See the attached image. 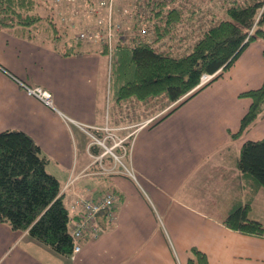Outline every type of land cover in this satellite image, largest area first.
I'll return each instance as SVG.
<instances>
[{
    "label": "crops",
    "instance_id": "0c3cea01",
    "mask_svg": "<svg viewBox=\"0 0 264 264\" xmlns=\"http://www.w3.org/2000/svg\"><path fill=\"white\" fill-rule=\"evenodd\" d=\"M28 35L32 34L16 28L0 31V65L8 73L0 71V132L19 130L29 135L43 153L59 162L58 165L49 162L48 167L62 184L67 181L61 178L65 169L77 167L72 166L76 161L70 157L64 115L75 123L100 127L107 124L119 128L130 123L124 121L128 117L120 114L113 121L108 119V123L87 120L88 114L96 110L98 96L103 107L104 93L99 95L96 85L99 77L106 84L104 56L90 49L64 57L33 39L34 44L27 42ZM263 49L261 40L250 43L209 88L202 89L159 121L169 120L167 126H173L164 132L160 145L147 140L137 144V134L145 129L144 124L135 131V142L129 161L126 160L134 180L124 174L98 177L94 168L89 175L76 179L73 190L93 198L100 196L94 191L98 184L102 188L103 183H111L116 200L112 222L105 223L97 237L86 236L80 243V252L58 255L27 231L13 230L0 223V264H185L191 248L203 252L210 264H264L263 237L246 235L223 224L232 209L247 203L248 217L264 223V213L255 210L256 201L264 197V189L254 188L244 180L236 166L242 144L264 137V117L249 129L247 136L230 137L238 130L250 103L239 95L260 87L263 82ZM26 87L48 91L52 105L27 94ZM195 108L202 113H192ZM203 117L215 126L208 133ZM179 120L181 124H177ZM228 141H236L233 149ZM223 151L231 154L209 160L212 153ZM225 158L233 163L234 179L228 178L231 187L224 185L231 195L229 202L219 206L213 194L222 181L218 178L219 168ZM91 162L79 166L76 174ZM104 163L106 168L114 166L107 159ZM115 168L122 170L123 165ZM199 174H207L212 187L216 185L206 197L191 188L195 186L192 178ZM244 194L248 198L253 196L252 200Z\"/></svg>",
    "mask_w": 264,
    "mask_h": 264
},
{
    "label": "trees",
    "instance_id": "16d2710c",
    "mask_svg": "<svg viewBox=\"0 0 264 264\" xmlns=\"http://www.w3.org/2000/svg\"><path fill=\"white\" fill-rule=\"evenodd\" d=\"M197 2L199 0L121 1L120 9L115 8V11L122 30L111 53L106 45H96L75 36L79 29L74 28L93 27L83 3L72 7L84 17L74 22L73 28L63 17V6H56L59 3L51 5V0H0V31L16 28L30 33V39H37V43L64 57L90 49L108 56L110 70H115L122 80L116 91L118 105H126L129 99L147 102L163 94L166 95V104H173L156 120L157 123L221 77L250 43L264 42V0H214L208 7ZM215 7L221 8L226 17L208 10ZM41 11H46L47 15L43 16ZM125 16L130 20L126 21ZM184 20L198 25L187 30L188 33L202 30L200 37L186 48L182 43L183 33L180 31V38L175 35ZM142 28L147 29L146 34H140ZM188 49L189 52H184ZM203 74L214 76L195 89ZM239 96L248 98L250 103L231 138L241 136L264 117V79L260 87ZM94 152L99 153L97 149ZM48 163L49 158L23 131L0 132V223L13 230L27 231L56 254L70 256L74 245H80L86 236L94 235L85 231L80 237H74L72 225L80 219V212L75 215L65 205L59 180L46 170ZM236 166L244 180L254 188L264 189V137L242 144ZM103 175L98 174V177H105ZM106 191L113 194V201L94 213L98 227L95 237L103 225H109L115 217V193L102 187V193ZM69 192L82 194L73 188ZM249 208L248 203L235 207L224 218L223 224L243 234L264 238V223L250 219ZM185 264L210 263L203 252L191 248Z\"/></svg>",
    "mask_w": 264,
    "mask_h": 264
},
{
    "label": "rangeland",
    "instance_id": "374dc122",
    "mask_svg": "<svg viewBox=\"0 0 264 264\" xmlns=\"http://www.w3.org/2000/svg\"><path fill=\"white\" fill-rule=\"evenodd\" d=\"M213 1L212 0H199V2H197V3H200L201 6L207 5V7H208V5H210V3ZM51 2H52L51 5L58 4L56 2V0H51ZM59 4L60 5H56V6L65 7L66 10L63 8V17L68 19L69 23L73 26V28L75 27L74 22H78L81 18L84 19V17L80 14V12H76L72 8V6H70V8L68 9L65 6L63 1L59 2ZM205 9H206V7H203V10H205ZM208 10L216 11L218 13V15H222V18L226 17V14L224 13V11L219 7H215L213 9H208ZM41 14L43 16H46L47 12L41 11ZM210 15L211 14H208V16H210ZM55 18H56V16H55ZM94 19L95 18L91 17V18H89V21H91V20L93 21ZM193 24L194 23L189 24L187 21L184 20L182 25H180L178 27L177 33L175 34L178 38H180V31H181V33H183V34H181L184 36L182 43L185 46V48H186V46H189V43L191 44L195 40H197L200 37V35L202 34L201 29L195 30L191 34L188 33L187 30H189V29L193 30L194 28H196L198 26L196 24H194V25ZM188 26H191V27H188ZM74 29H79V30H77V32L75 34V36H77L78 32L80 30H83V27L74 28ZM9 31H11L10 28L3 30V32H9ZM116 40H117V38H116ZM26 41L31 43V44H34V41L32 39L26 40ZM36 41H37V39H35V42ZM115 43H116V41H115ZM189 50L190 49H188L184 52H189ZM101 56H104V58H102V60L105 61L107 64V68H106L107 80H106V84L104 86V84H103L104 80L102 81L101 77H99L97 79L96 91L99 95L101 94V92L104 93V95H103V107L101 108L100 97L98 96L97 102H96V104H97L96 110H95V112H90V114H88L87 120H89L91 123H93L92 120L95 119L97 121L96 122L97 124H99V121H102V123L103 122L108 123V119L113 121L115 116L120 114V115H123V117L124 116L128 117V118H124V121L125 120L128 121L130 123V125H128V126L124 125L125 127H119V128L113 127L112 128L107 124L103 125L102 127H100L101 125L92 126V125L81 124V125H83V128L85 130H87V131H81L80 128L78 127V125L80 123H77V122L75 123V121H72L69 116L64 115L65 117H67V120L65 119L64 122L66 125L65 128H66L68 135H69V140H70V157L72 160L76 161L75 164H73L72 166L77 165V167H73L71 169H69V168L65 169L64 174L61 176L62 180H64V179L67 180L66 181L67 183L70 180H75L76 177L81 172L85 171V169H83L79 174H76V172L80 169V168H78L79 166H81L84 163H87L88 161L90 162L93 160V157L90 154V152L93 151L92 150L93 148L92 149L89 148L91 143H93L95 145V147L97 148L99 153H102L104 151V148H103V145H101V143H103L104 145H106L108 147H111V146L113 147L115 142H118V141L114 140L113 138L116 137V138L120 139L122 141V147L121 148H119V146L115 147L114 152L117 153V155L119 157H120V155L126 156V157H124V158H127V159H125V161H123L124 158L122 159L123 167L125 168V170L132 172V168H130V166L128 167V162L126 163V160L129 161L130 152H131L132 146L135 142V137L133 139V134H135V131L140 126H142L144 124L143 126H146L145 129L142 132H139L137 134V144L140 141L147 140L149 143L160 145L162 140L165 138V136L163 135L164 132L167 129L168 130L173 129L172 125L167 126L169 120H164L162 122L156 123V120L162 114L168 112L173 107V104H166L167 99H166L165 94L159 96L158 98H156L154 100H150L147 102H143V101H140V102L135 101L134 102V101H130V99H129V100H127L128 104H126L124 106L122 105V103L119 104V106H118V102H116V104H117V107H116V104L114 103L117 100L116 91L118 92V89L122 85V80L115 70L113 72L111 70H109V67H108L109 57L106 55H103V54H101ZM101 69H102V67H101ZM99 72H100V70H99ZM101 73L104 74L103 71ZM94 83H95V80L93 82V86H94ZM229 105H231V104H229ZM191 112L192 113H198V114L202 113V111L197 109V108L191 109ZM181 120H179L177 122V124H181ZM201 120L206 127L207 133H208V130H212L213 128H215L214 124H212L211 121H208L207 117H203ZM145 123H147V125ZM119 131H122V132H119ZM249 131L250 130H247L246 132H244L241 135V137L247 136L250 133ZM205 136H208V134L205 133ZM93 137L96 138V140H95L96 144L93 140ZM107 137H109V138H107ZM199 137L200 136H198V138ZM228 143H230V147H231V149H233L236 141H228ZM42 154L46 155L43 152H42ZM230 154L231 153L228 151H223L220 153L215 152V153H212L210 155L209 160L210 161L219 160L217 157L218 155L223 157V156H228ZM46 156H48V155H46ZM51 156H48L51 159V161H49L50 165H58L59 162L52 159ZM97 156H98V153H97ZM108 157L113 159L109 154L105 155L103 158H108ZM48 164L46 166V170L50 174H52V172H50L52 170V168H51V166L48 167ZM115 165L119 166V164H115ZM94 168H96L95 171H97L98 165L94 164ZM210 169L212 170L213 168H210ZM233 169H235V168L233 167V163L232 164L229 163V159H226L224 161L222 160V164L219 168L221 173L219 174L218 178L222 179L223 184H222V181L220 180L218 182V185H217L218 188H217V190H215L216 194L215 193L213 194L215 199L218 198L217 200H218L219 206L221 204L223 205V204L229 202V200H230L231 195H229V193L227 194V191L225 190L224 185H225V183H227L226 187H231V183H230V181H228V178H233V174H232ZM125 170L123 173L127 174L128 171L126 172ZM204 170H205V168H204ZM86 171H91V169L90 170L86 169ZM115 171L120 172L121 169H116V168L111 167V168H107L105 170V172H107L109 175H112V173H114ZM204 173H206V172H204ZM56 175H58V174H56ZM87 175H88V173H86V176ZM125 176H126V178H128L130 180H134L133 177L128 176V174ZM207 177H208L207 174H205V175L199 174L198 176H194L192 178L193 179L192 181H194L195 186H191V188L193 187L192 190L195 191V193H200V194L204 193L205 197L207 196V194H212L214 192L215 187H216V185H214V184H213L214 188L212 187V184L210 181L207 180ZM213 178H214V176H213ZM66 182L62 183V184L60 182L61 190L63 191L62 193H63V195H65L64 203H65V205L67 204V206L71 210V213L75 212V215H78V213L81 209V206L76 205L75 202H73V199L76 197H80V196H78L76 193L72 195L71 192H69V191H71V189L75 185L74 181L67 186H66V184H67ZM103 184L106 188L111 189V185H112L111 183H103ZM242 186H244L243 183H242ZM94 191H95L96 195L101 193L100 188H99V184L95 187ZM244 196H246V194H244ZM250 198L252 200L253 196L252 197L249 196L248 199H250ZM76 206H78V207H76ZM255 210L259 211L260 213H262V212L264 213V197H260L256 201ZM263 213H262V215H263Z\"/></svg>",
    "mask_w": 264,
    "mask_h": 264
},
{
    "label": "built area",
    "instance_id": "2783aa9c",
    "mask_svg": "<svg viewBox=\"0 0 264 264\" xmlns=\"http://www.w3.org/2000/svg\"><path fill=\"white\" fill-rule=\"evenodd\" d=\"M63 1L65 6L69 9L70 6H75L76 4L83 3V8L85 9V13L90 18H95L93 20V27L91 29H83L80 30L77 34V39L91 41L96 45H106L108 47L109 53L112 52L115 41L118 33L122 30V24L118 21V14L115 11L116 9H120L118 6L121 4V1H128V0H56L57 3ZM120 3V4H119ZM130 4V3H129ZM126 14V10H124V15ZM126 21L130 20V17L125 16ZM147 29L142 28L140 30V34H146ZM214 74H203L200 77V83L198 86L208 82ZM26 92L29 95H33L38 99L42 100L45 104L51 105V95L48 91L43 90L41 87H26ZM78 127L82 131H87L83 128V125L79 124ZM112 134V133H111ZM109 138V137H107ZM114 140L118 141L115 142L114 146L108 147L103 145L104 151L100 153L98 156H94L95 163H101V159L109 154L113 159L119 161V156L114 152V148L119 146L122 147V141L116 137L113 138ZM93 140L96 144V138L93 137ZM98 143V142H97ZM99 143V144H100ZM93 144V143H92ZM120 162V161H119ZM102 170H104L102 168ZM131 175V173L129 172ZM74 180H70L67 184L69 185ZM80 196V195H78ZM113 201V196L110 194H104L97 200H92L91 198L87 197H76L73 199L76 205L81 206L79 217L80 219L72 225L74 237H80L85 231L91 232L94 236L98 229L96 220L94 218V213L102 208L108 207ZM76 206V207H78ZM108 222L111 221V217ZM79 247L76 246L74 251H78Z\"/></svg>",
    "mask_w": 264,
    "mask_h": 264
}]
</instances>
